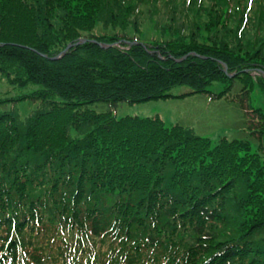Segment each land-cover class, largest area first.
I'll list each match as a JSON object with an SVG mask.
<instances>
[{"label":"trees","instance_id":"trees-1","mask_svg":"<svg viewBox=\"0 0 264 264\" xmlns=\"http://www.w3.org/2000/svg\"><path fill=\"white\" fill-rule=\"evenodd\" d=\"M0 80V264H264V0H0ZM180 86L257 146L89 108Z\"/></svg>","mask_w":264,"mask_h":264},{"label":"rangeland","instance_id":"rangeland-1","mask_svg":"<svg viewBox=\"0 0 264 264\" xmlns=\"http://www.w3.org/2000/svg\"><path fill=\"white\" fill-rule=\"evenodd\" d=\"M221 88L219 83H214L210 91L219 93ZM9 90L10 87L0 80V91H3L1 93L8 96L6 94ZM190 91L189 87L180 86L169 91L168 93L174 97L167 99L140 104L96 103L89 105V108L98 113L112 111L118 119L127 116L160 117L168 127L179 124L192 129L198 136L209 138L213 147L223 136L230 139H247L254 148L257 146V141L247 129L251 118H245L239 105L225 99L213 100L209 94L187 95ZM252 103L254 107L262 108L264 112L262 97L253 95Z\"/></svg>","mask_w":264,"mask_h":264},{"label":"water","instance_id":"water-1","mask_svg":"<svg viewBox=\"0 0 264 264\" xmlns=\"http://www.w3.org/2000/svg\"><path fill=\"white\" fill-rule=\"evenodd\" d=\"M80 43H85V40L81 41ZM98 44V43H97ZM74 45L70 44L59 56L56 58H51V60L56 61L60 59L62 56H64ZM105 47V46H104ZM43 57H47L45 55H42ZM199 57V56H198ZM225 73H228V67L225 65Z\"/></svg>","mask_w":264,"mask_h":264},{"label":"bare ground","instance_id":"bare-ground-1","mask_svg":"<svg viewBox=\"0 0 264 264\" xmlns=\"http://www.w3.org/2000/svg\"><path fill=\"white\" fill-rule=\"evenodd\" d=\"M81 41H78V42H76V43H72V45H74L73 47H75V46H78V45H82V43H80ZM72 47V48H73ZM254 74H261V72H255Z\"/></svg>","mask_w":264,"mask_h":264}]
</instances>
